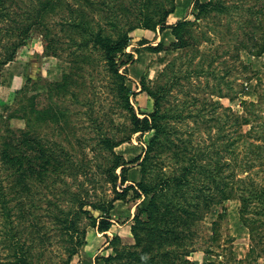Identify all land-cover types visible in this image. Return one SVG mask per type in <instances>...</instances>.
Returning <instances> with one entry per match:
<instances>
[{"label":"rangeland","instance_id":"rangeland-1","mask_svg":"<svg viewBox=\"0 0 264 264\" xmlns=\"http://www.w3.org/2000/svg\"><path fill=\"white\" fill-rule=\"evenodd\" d=\"M67 1L77 7L75 0H59L63 3L62 6L52 10L46 19L50 26L49 35L56 41V48H51L55 52L47 53L46 48L49 43L52 45L53 41L44 25L37 26L30 32L27 42L18 47L15 56L0 66V114L6 116L25 99V96L33 93H38L37 101L41 107L51 103L56 106L60 103L66 104L69 112L67 124H42L41 128L51 138L64 143L70 156L78 161L77 167H68L67 171L74 174H62V179L55 185L38 184L32 187V192L26 194L30 195L33 201H27L26 217L19 216L15 208L12 219L15 224L26 226L27 229L21 232L22 237L31 233L39 243L35 252L40 255L42 264H48L50 261L54 264L55 260L59 261L62 256H66V252L51 201L57 200L64 208H68L67 206L72 204L69 199L74 197V191H79L88 201L118 196L110 211L113 224L106 236L98 234L97 230L89 225V218H82V225L87 228V242L72 257V261L78 264H118V260L109 261L105 257L114 253L117 246L134 243L131 231L133 217L137 207L145 203L148 196L135 198L133 189L123 190L120 181L114 190L105 172L107 166L112 164L111 154L109 150L104 149L100 137L102 134L117 138L129 135L126 141L116 147V151L131 159L144 152L147 139L154 132V128L131 130V113L118 103L117 95L112 90L111 72L106 69L99 49L94 48L89 52V57L92 55L93 60L84 57L85 60L88 59L86 62L75 61L71 57V51L76 45L69 39L68 35L73 32L67 31L64 21L67 16L70 17ZM242 1L244 6L263 7L261 12L251 17L254 18L253 22L264 27V0ZM37 2L38 0H16L14 4L11 3V8L15 11L13 18L0 21V26L4 27L0 36V53L3 51V44L11 37L5 26L17 24L14 18L22 19L24 10ZM108 2L112 3L111 0ZM98 3V11L92 10L93 23L95 25L98 19L105 30L111 32L113 28L107 21L110 9L101 0H98ZM136 12L137 9L131 7L129 15L134 17ZM196 13L195 0H176V9L164 25L154 28L135 27L129 31L128 45L123 52L118 53L117 59L119 69L126 75V83L133 91L131 101L138 115H149L155 109L154 98L142 87L158 89L163 84L160 111L165 115L159 117L161 126L167 130L177 129L184 137L192 134L194 146H205L213 138H217L216 142H223L224 136H228L227 139L230 140L235 139L229 153L226 151L221 156V162L227 159L232 163L231 166H225L224 173L235 171L236 178L246 177L249 182L254 179L264 183V53H254L257 49L254 46L251 51L240 48L237 54L235 48L236 39L244 36L239 21L242 16L249 17L250 13L246 7L241 10L233 9L232 13H224L219 17L213 12L199 18L200 24L197 26V30L203 29L210 39L201 38V34L200 42L191 41L190 47L181 49L171 45L176 41L172 26L182 19H195ZM251 27L253 26L248 25L247 29H252ZM256 35L260 36L258 32ZM160 42L165 46L155 48ZM200 51L208 55L202 63L205 70L200 76H196L198 73L193 71L189 74L190 77H187L186 70L197 67L198 61L203 59L200 57ZM211 55L216 57L210 62ZM175 56L177 64L174 71L177 78L170 84L169 73L165 74L163 70ZM219 74L224 75V79L220 78ZM67 79L77 96L64 91L47 94L45 83ZM217 85L229 94L221 96L213 93L212 89H216ZM214 101H218L221 106L212 112L210 107ZM198 109L208 112L196 121L194 114ZM190 112H193V116L188 114ZM213 115H220L222 119L230 115L231 118L229 117L222 131L216 122L211 128ZM236 115L246 116L249 120L238 124ZM4 125L6 128L19 129L25 127V120L13 117L9 125L3 121L2 116L0 133L8 132L3 130ZM219 134H223V137L220 138ZM258 144L263 146L259 147ZM163 149L166 148H156L154 158L158 165H163V169L172 172L175 167L174 158L171 157L172 150ZM204 158L207 157L203 156L201 159ZM148 170L150 172L144 173L142 164L138 161L132 162L127 183H137L143 177L153 179L156 168L151 161ZM240 204L239 197L235 196L219 199L208 209H204L203 217L197 224L198 234L193 244L195 249L189 254L194 264H264V250L260 248L264 244L259 241L257 234L263 224L254 233L241 218ZM3 211L0 201V259L4 264H12L10 261L14 256H10L6 246V216ZM92 212L98 214L100 211L92 209ZM31 229L29 233L28 230ZM115 235L121 238L114 239L113 244L109 243L107 239Z\"/></svg>","mask_w":264,"mask_h":264},{"label":"trees","instance_id":"trees-1","mask_svg":"<svg viewBox=\"0 0 264 264\" xmlns=\"http://www.w3.org/2000/svg\"><path fill=\"white\" fill-rule=\"evenodd\" d=\"M75 1L77 7L67 1L70 17L67 16L64 20L67 31L73 32L68 35L69 39L76 45L71 51V57L75 61L85 60L84 57H89V52L92 49H99L106 69L111 72L112 90L117 95L118 103L131 113V130L154 128V132L147 139L144 152L131 159H127L122 153L116 151V147L126 141L129 135L117 138L102 134L100 137L105 146L104 149L109 150L111 154L112 164L107 166L105 172L114 190L120 181L123 190L133 189L135 198L142 195L148 196V200L137 207V212L133 217L131 231L134 243L117 246L115 252L107 255L105 259L118 260V264H194L193 260L189 258V254L195 249L193 244L194 238L198 234L197 224L203 217L204 209H208L219 199L235 196H238L241 201L240 214L243 222L254 233L263 224L257 234L259 241L264 244V183H259L254 179L249 182L246 177H238L239 180L236 181L235 179L238 178H236L235 171L230 174L224 173L225 166H231L232 163L227 159L221 162V156L226 151L229 153L235 139L230 140L227 139L228 136L223 137V134H219L220 138L223 137V142H216L217 138H213L205 146H194L192 134L189 133V136L184 137L177 129L167 130L161 126L159 117L164 114L160 111L163 84L158 89L142 87V89H147L154 98L155 109L149 115L141 117L131 101L133 91L126 83V75L119 69L117 55L123 52L128 45L129 31L135 27L154 28L164 25L169 15L176 9V0H111L112 3H109L108 0H101L110 9L107 21L113 28L111 32H107L98 19L95 25L93 23L92 10L98 11L97 8L100 5L98 0ZM15 2L16 0H0V21L13 18L15 11L11 8V3ZM62 4L59 0H38L37 3L24 10L22 19L14 18L17 24L8 27L6 25L5 29L11 37L3 44V51L0 53V66L15 56L18 47L27 42L34 27L44 25L49 35L50 26L46 19L52 10H57ZM195 5L197 7L195 19H182L172 26L176 41H173L171 45L181 49L190 47L192 46L191 41L200 42L201 34V38L210 39L203 29L197 30V26L200 24L199 18H204L213 12L219 17L224 13H232L233 9L241 10L246 7L250 14L249 17L242 16L239 21L241 33L244 36L236 39L237 54H239L240 48H247L251 51L254 46L257 47L254 53L257 55L264 53V27L253 22L254 18L251 17L253 14L261 12L262 6L258 8L252 5L244 6L242 0L233 2L195 0ZM131 7L137 9L134 17L129 15ZM248 25H252V29H247ZM2 29L4 27L0 26V36ZM257 32L260 34L259 37L256 35ZM49 37L53 43L52 45L48 44L47 53L55 52L51 48H56L54 44L56 41L51 35ZM164 46L165 44L160 42L155 48ZM207 56L201 52L200 57L203 59L198 61L197 67L187 69L185 75L190 77L189 74L196 71L198 73L196 76H200L205 70L202 63ZM215 57V55H211L210 62L214 61ZM88 59L93 60L92 55ZM176 64L177 56L168 61L167 67L163 70L165 74L169 73L170 84L174 78H177L174 71ZM219 77L224 79V75ZM45 86L48 95H53L58 91L70 92L73 96L78 95L73 88H70L68 79L67 81H50L45 83ZM212 92L221 96L229 94L218 85L216 89H212ZM37 97L38 93L27 95L6 116L0 114V117L3 116V121L9 125L13 117H21L25 120V127L15 129L6 128L4 125L3 130L8 132L0 133V201L6 216V246L9 248L10 256L11 254L14 256L10 261L12 264H42L40 255L35 252L36 245L39 243L31 235L32 229L28 230L29 236L22 237L21 232L25 230L26 226L14 223L12 219L14 209H17L19 216L26 217L27 201H32L30 195L26 194L32 192L30 190L32 187L38 184L55 185L62 179V174H74V172L67 171L68 167L74 169L77 167V160L70 156L64 143L51 138L41 128L42 124H67L69 114L67 105L60 103L56 106L51 103L41 107ZM203 102L205 101L203 100ZM220 106L218 101H214L210 110L214 112ZM227 108L232 110L229 106ZM206 112L208 111L198 109L194 114L195 120L204 116L203 114ZM188 114L193 116V112ZM229 117L226 115L222 119L220 115H213L210 121L211 128L216 122L222 131ZM235 120L241 124L249 118L236 115ZM210 123L208 122V125ZM70 126L72 127V125ZM261 144L258 146L262 147ZM161 146L172 150L173 156L171 157L174 158L175 166L172 172L163 169V165H158L154 158L155 149H159ZM203 156L207 158L201 159ZM135 161L142 164L144 173L150 172L148 164L151 161V164L156 168L155 177L151 180L143 177L137 183H127L130 164ZM73 195L74 197L69 199L72 204H69L68 208H64L57 200L51 201L53 215L60 229L59 234L65 242L64 251L66 252V256H62L59 261L55 260L54 264H78L72 261V257L87 242V228L81 222L83 217L89 218V225L104 234H107L113 224L110 211L116 198H119L118 196L88 201V199H84L83 195L81 196L79 191H74ZM88 204L91 207L87 208ZM92 209H98L100 212L93 213ZM120 238L119 235H115L107 240L113 244L114 239ZM260 248L264 250L263 245ZM0 264H4L1 259ZM48 264H51V261Z\"/></svg>","mask_w":264,"mask_h":264},{"label":"crops","instance_id":"crops-1","mask_svg":"<svg viewBox=\"0 0 264 264\" xmlns=\"http://www.w3.org/2000/svg\"><path fill=\"white\" fill-rule=\"evenodd\" d=\"M111 227H112V226H111ZM110 229H111V228H110ZM110 229H109V230H110ZM109 230H108V231H109ZM108 231H107V234H108ZM97 233H98V234H101V235H105V236L107 235V234H104L103 232H99V231H97Z\"/></svg>","mask_w":264,"mask_h":264}]
</instances>
